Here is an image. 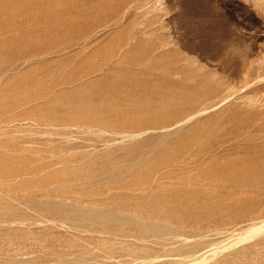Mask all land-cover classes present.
<instances>
[{
    "label": "rangeland",
    "instance_id": "rangeland-1",
    "mask_svg": "<svg viewBox=\"0 0 264 264\" xmlns=\"http://www.w3.org/2000/svg\"><path fill=\"white\" fill-rule=\"evenodd\" d=\"M0 264H264V0H0Z\"/></svg>",
    "mask_w": 264,
    "mask_h": 264
},
{
    "label": "bare ground",
    "instance_id": "bare-ground-1",
    "mask_svg": "<svg viewBox=\"0 0 264 264\" xmlns=\"http://www.w3.org/2000/svg\"><path fill=\"white\" fill-rule=\"evenodd\" d=\"M107 86V85H106ZM110 93V92H109ZM143 93V92H142ZM111 94V93H110ZM132 94H133V92H132ZM115 97V96H114ZM124 97V96H123ZM134 97H136V96H134ZM131 98H133V97H131ZM117 100V99H116Z\"/></svg>",
    "mask_w": 264,
    "mask_h": 264
}]
</instances>
